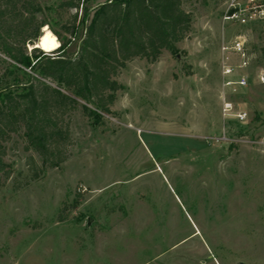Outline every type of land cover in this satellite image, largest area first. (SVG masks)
Wrapping results in <instances>:
<instances>
[{"label":"rangeland","instance_id":"obj_1","mask_svg":"<svg viewBox=\"0 0 264 264\" xmlns=\"http://www.w3.org/2000/svg\"><path fill=\"white\" fill-rule=\"evenodd\" d=\"M183 1L187 38L120 70L112 114L78 107L65 163L27 184V158L41 161L22 137L6 144L13 174L0 185V264H264V29L224 24V0ZM38 2L39 18L71 39L63 27L76 10ZM78 17L69 55L85 33ZM241 31L247 69L222 52ZM242 77L246 87L227 85Z\"/></svg>","mask_w":264,"mask_h":264},{"label":"trees","instance_id":"obj_2","mask_svg":"<svg viewBox=\"0 0 264 264\" xmlns=\"http://www.w3.org/2000/svg\"><path fill=\"white\" fill-rule=\"evenodd\" d=\"M94 1L62 0V8L77 12L63 27L67 39L39 18L38 0H0V185L13 174L5 158L14 135L41 161L33 155L26 160L27 184L35 182L69 159L71 119L79 106L87 116L112 114L120 70L136 58L155 61L163 51L175 53L191 31L183 0H107L91 9ZM79 11L85 33L78 52L69 55ZM45 27L60 41L50 53L34 46ZM78 205L64 204L62 212Z\"/></svg>","mask_w":264,"mask_h":264},{"label":"built area","instance_id":"obj_3","mask_svg":"<svg viewBox=\"0 0 264 264\" xmlns=\"http://www.w3.org/2000/svg\"><path fill=\"white\" fill-rule=\"evenodd\" d=\"M223 23L231 24L238 29H251L255 27H262L264 29V0H224ZM244 32H239L235 36L230 46H223V54H233L241 57V64L237 66L239 69H247L251 66L249 57L246 54V38ZM222 73L225 77L233 74L234 69L227 66L224 62L222 65ZM258 83L264 86V67L261 68L257 75ZM248 80L245 77L240 78L238 81L227 82L228 86L246 87ZM231 104L225 106L226 110H230ZM237 118L245 120L246 113H238Z\"/></svg>","mask_w":264,"mask_h":264},{"label":"bare ground","instance_id":"obj_4","mask_svg":"<svg viewBox=\"0 0 264 264\" xmlns=\"http://www.w3.org/2000/svg\"><path fill=\"white\" fill-rule=\"evenodd\" d=\"M35 47H39L44 52H53L60 47V41L58 38L49 30V28L45 27L43 29L42 36L40 37V43L34 45Z\"/></svg>","mask_w":264,"mask_h":264},{"label":"water","instance_id":"obj_5","mask_svg":"<svg viewBox=\"0 0 264 264\" xmlns=\"http://www.w3.org/2000/svg\"><path fill=\"white\" fill-rule=\"evenodd\" d=\"M38 43H40V39L38 40L37 44H38ZM37 44H36V45H37ZM36 48H39V47H36Z\"/></svg>","mask_w":264,"mask_h":264}]
</instances>
